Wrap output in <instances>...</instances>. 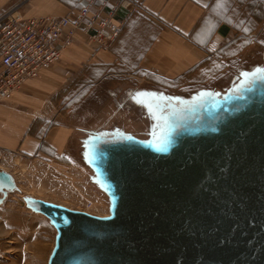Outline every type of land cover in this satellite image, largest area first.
I'll list each match as a JSON object with an SVG mask.
<instances>
[{
	"label": "water",
	"instance_id": "water-1",
	"mask_svg": "<svg viewBox=\"0 0 264 264\" xmlns=\"http://www.w3.org/2000/svg\"><path fill=\"white\" fill-rule=\"evenodd\" d=\"M261 68L264 51L216 86L104 85L110 117L74 139L109 214L25 194L2 167L0 207L22 193L55 227L48 264H264V79L243 75Z\"/></svg>",
	"mask_w": 264,
	"mask_h": 264
},
{
	"label": "crops",
	"instance_id": "crops-1",
	"mask_svg": "<svg viewBox=\"0 0 264 264\" xmlns=\"http://www.w3.org/2000/svg\"><path fill=\"white\" fill-rule=\"evenodd\" d=\"M18 3L19 0H0V14ZM217 3L218 0H30L21 8L28 18L76 19L85 7L107 16L118 8L115 17L124 21V29L108 49H97L84 31H77L74 43L64 51L52 73L46 71L39 79L28 82L15 99L25 101L32 87L57 80L64 72L75 73L87 67L96 70L98 82L103 85L114 75L127 74L141 81L162 79L183 87L218 85L240 64L261 57L264 26L242 30L236 26V18L231 20L232 14L224 12L223 6L217 8ZM208 46L213 55L208 54ZM35 102L0 104V150L58 165L70 160L69 156L75 160L67 147L74 139L77 120L54 125L56 117H50L51 111L45 110L43 103Z\"/></svg>",
	"mask_w": 264,
	"mask_h": 264
},
{
	"label": "rangeland",
	"instance_id": "rangeland-1",
	"mask_svg": "<svg viewBox=\"0 0 264 264\" xmlns=\"http://www.w3.org/2000/svg\"><path fill=\"white\" fill-rule=\"evenodd\" d=\"M222 8L224 12L228 10V13L232 14L231 20L232 17L236 18V26L242 30L264 26V0H226ZM258 55L256 53L254 56ZM53 70L47 72L52 73ZM127 75H114L103 83L108 86L109 83L122 81L135 86L143 84L153 86L155 82L159 85L154 86H161L173 93L191 88L162 79L141 81ZM98 81L99 77L92 67L81 68L75 73L64 72L57 80L52 79L32 87L26 93L28 96H25V99H29L18 101L16 98L10 102L34 104L35 101H40L44 104L45 110L51 111L50 117H56L53 118L54 125H64L67 121L77 120V127L74 128L75 137L81 134L80 128L101 124L110 117L104 110L101 95L104 85ZM213 85L216 84H206ZM69 148L76 159L69 156L70 160L61 165L46 160L21 158L10 151L0 150V167L15 175L21 191L25 194L95 215H108L106 200L90 183L89 170L76 157L75 139L71 140L67 151ZM55 236L56 229L48 219L25 206L22 193H12L6 204L0 207V264H48L55 246Z\"/></svg>",
	"mask_w": 264,
	"mask_h": 264
},
{
	"label": "built area",
	"instance_id": "built-area-1",
	"mask_svg": "<svg viewBox=\"0 0 264 264\" xmlns=\"http://www.w3.org/2000/svg\"><path fill=\"white\" fill-rule=\"evenodd\" d=\"M29 1L19 0L0 14V104L13 101L28 82L55 68L77 31H84L97 49H108L124 29V21L115 17L118 8L107 16L85 7L76 19L28 18L21 8ZM206 50L213 55L210 46Z\"/></svg>",
	"mask_w": 264,
	"mask_h": 264
},
{
	"label": "snow or ice",
	"instance_id": "snow-or-ice-1",
	"mask_svg": "<svg viewBox=\"0 0 264 264\" xmlns=\"http://www.w3.org/2000/svg\"><path fill=\"white\" fill-rule=\"evenodd\" d=\"M224 6V0H218V3L216 5L217 8H220ZM245 31H248V29H244ZM243 75L245 77H249L250 75L251 76H254V77H257L260 78V79H264V68H261V69H256L254 73H243ZM137 96H152L154 94H150V93H137L136 94ZM140 103H142V101H138ZM149 108H151V105H147Z\"/></svg>",
	"mask_w": 264,
	"mask_h": 264
}]
</instances>
